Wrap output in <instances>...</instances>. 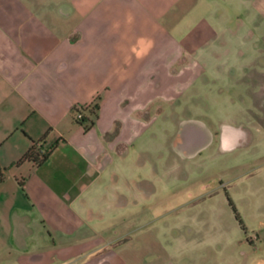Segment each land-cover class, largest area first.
<instances>
[{
    "label": "crops",
    "instance_id": "obj_1",
    "mask_svg": "<svg viewBox=\"0 0 264 264\" xmlns=\"http://www.w3.org/2000/svg\"><path fill=\"white\" fill-rule=\"evenodd\" d=\"M263 45L264 0H0V264H173L138 222L159 202L163 104L209 73L264 92ZM94 103L84 130L72 107ZM207 121H181L173 149L249 137ZM38 139L47 160L14 164Z\"/></svg>",
    "mask_w": 264,
    "mask_h": 264
},
{
    "label": "rangeland",
    "instance_id": "obj_2",
    "mask_svg": "<svg viewBox=\"0 0 264 264\" xmlns=\"http://www.w3.org/2000/svg\"><path fill=\"white\" fill-rule=\"evenodd\" d=\"M255 62L264 67V59ZM227 76L209 73L181 102L164 103L157 119L159 202L156 213H142L138 222L149 223L153 237L175 255L173 264H264V92ZM193 118L242 126L249 137L231 152L218 153L213 142L181 156L172 147L176 129ZM174 206L177 212L165 211Z\"/></svg>",
    "mask_w": 264,
    "mask_h": 264
},
{
    "label": "trees",
    "instance_id": "obj_3",
    "mask_svg": "<svg viewBox=\"0 0 264 264\" xmlns=\"http://www.w3.org/2000/svg\"><path fill=\"white\" fill-rule=\"evenodd\" d=\"M73 114L76 112H82L80 119H74V121L82 125L84 130H89L93 126V120L97 116V104L94 103L90 107L74 106L72 107ZM54 145H51L48 148H42L41 140L32 141L31 145L26 149V151L21 155V157L14 163L18 164L21 161L30 160L36 165L44 163L51 151V148ZM5 168L0 165V182L4 179Z\"/></svg>",
    "mask_w": 264,
    "mask_h": 264
},
{
    "label": "built area",
    "instance_id": "obj_4",
    "mask_svg": "<svg viewBox=\"0 0 264 264\" xmlns=\"http://www.w3.org/2000/svg\"><path fill=\"white\" fill-rule=\"evenodd\" d=\"M81 116H82V112L80 111L76 112L75 115H73L75 119H80Z\"/></svg>",
    "mask_w": 264,
    "mask_h": 264
}]
</instances>
